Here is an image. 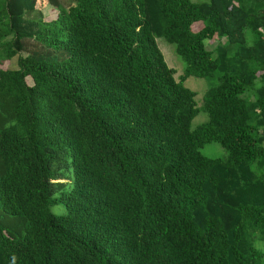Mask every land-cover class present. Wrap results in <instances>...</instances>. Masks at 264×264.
<instances>
[{
	"label": "trees",
	"instance_id": "16d2710c",
	"mask_svg": "<svg viewBox=\"0 0 264 264\" xmlns=\"http://www.w3.org/2000/svg\"><path fill=\"white\" fill-rule=\"evenodd\" d=\"M61 1L0 0V264H264V0Z\"/></svg>",
	"mask_w": 264,
	"mask_h": 264
},
{
	"label": "rangeland",
	"instance_id": "374dc122",
	"mask_svg": "<svg viewBox=\"0 0 264 264\" xmlns=\"http://www.w3.org/2000/svg\"><path fill=\"white\" fill-rule=\"evenodd\" d=\"M193 1H198V0H193ZM200 1V0H199ZM205 1V0H201ZM62 7L67 8L70 5V1L68 0H62ZM46 9V15H45V20L49 21L52 19H55L56 17V10L47 5L45 7ZM157 45L160 48L165 61L167 65L172 68L175 72V77L178 78L183 74V69L185 67L184 62H182L176 55L173 49V46L166 43L163 39L159 38L156 40ZM226 42V38H213V40H206L205 45L208 49L212 50L214 47L218 44H224ZM8 64L7 62L4 63L0 68H7ZM28 82L30 83V80L28 79ZM184 86L189 88L190 90L194 91L196 93V102L200 104L201 99L206 92L208 85L207 82L204 78L202 77H188L184 80ZM207 116L204 113L198 114L195 119L192 122V126L200 125L203 122H206ZM201 153L208 157V158H225L226 157V151L218 144L215 142H209L206 144L203 148H201ZM51 212L53 214H62L64 212L63 208L60 205H55L51 208ZM256 246L261 249L264 252V243H257Z\"/></svg>",
	"mask_w": 264,
	"mask_h": 264
},
{
	"label": "clouds",
	"instance_id": "9594fccd",
	"mask_svg": "<svg viewBox=\"0 0 264 264\" xmlns=\"http://www.w3.org/2000/svg\"><path fill=\"white\" fill-rule=\"evenodd\" d=\"M54 8V7H53ZM55 9V8H54Z\"/></svg>",
	"mask_w": 264,
	"mask_h": 264
}]
</instances>
